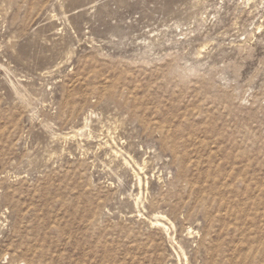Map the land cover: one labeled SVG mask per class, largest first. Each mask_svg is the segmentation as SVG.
<instances>
[{"label": "rangeland", "instance_id": "374dc122", "mask_svg": "<svg viewBox=\"0 0 264 264\" xmlns=\"http://www.w3.org/2000/svg\"><path fill=\"white\" fill-rule=\"evenodd\" d=\"M157 263L264 264V0H0V264Z\"/></svg>", "mask_w": 264, "mask_h": 264}, {"label": "bare ground", "instance_id": "6f19581e", "mask_svg": "<svg viewBox=\"0 0 264 264\" xmlns=\"http://www.w3.org/2000/svg\"><path fill=\"white\" fill-rule=\"evenodd\" d=\"M178 131V130H177ZM180 249V248H179ZM154 260V259H153ZM158 264V263H157Z\"/></svg>", "mask_w": 264, "mask_h": 264}]
</instances>
